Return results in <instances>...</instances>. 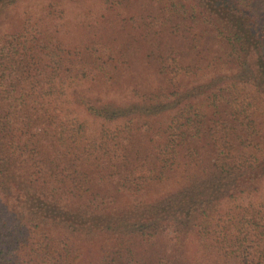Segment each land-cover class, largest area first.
<instances>
[{
	"label": "trees",
	"instance_id": "obj_1",
	"mask_svg": "<svg viewBox=\"0 0 264 264\" xmlns=\"http://www.w3.org/2000/svg\"><path fill=\"white\" fill-rule=\"evenodd\" d=\"M23 1L0 0V264H264V0Z\"/></svg>",
	"mask_w": 264,
	"mask_h": 264
},
{
	"label": "rangeland",
	"instance_id": "obj_2",
	"mask_svg": "<svg viewBox=\"0 0 264 264\" xmlns=\"http://www.w3.org/2000/svg\"><path fill=\"white\" fill-rule=\"evenodd\" d=\"M44 3L45 2L42 0H26L21 2L17 6V10L20 12L24 10H32L38 12ZM90 4H93V1L79 2V3L65 2L63 3L62 7L65 8V13L67 12V17L71 20H74L81 16L82 7H86ZM256 11L260 19V23L264 26V7H256Z\"/></svg>",
	"mask_w": 264,
	"mask_h": 264
}]
</instances>
